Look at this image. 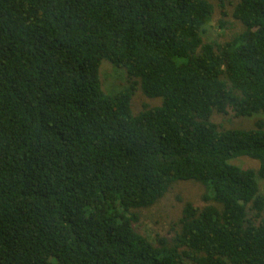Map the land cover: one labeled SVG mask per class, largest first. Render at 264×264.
<instances>
[{
  "label": "trees",
  "instance_id": "16d2710c",
  "mask_svg": "<svg viewBox=\"0 0 264 264\" xmlns=\"http://www.w3.org/2000/svg\"><path fill=\"white\" fill-rule=\"evenodd\" d=\"M219 1L245 28L225 43L213 0H0V264H264V121L212 122L264 115V0ZM140 89L162 105L135 115ZM179 182L214 204L153 243L134 212Z\"/></svg>",
  "mask_w": 264,
  "mask_h": 264
},
{
  "label": "rangeland",
  "instance_id": "374dc122",
  "mask_svg": "<svg viewBox=\"0 0 264 264\" xmlns=\"http://www.w3.org/2000/svg\"><path fill=\"white\" fill-rule=\"evenodd\" d=\"M213 5L214 15L212 21L205 29L204 42L225 43L245 31L244 26L233 16L234 5L231 3L222 5L219 0H213ZM100 77L103 89L108 94L118 93L129 86L126 72L108 61H103ZM135 92L132 102V111L135 115L142 112L145 108L151 109L162 105L163 100L160 98H148L141 89L135 90ZM212 117V122L224 130H248L254 128L257 121H264V115L238 118L233 112L225 115L215 112ZM231 163L243 169L257 170L259 168V163L248 157L234 159ZM261 192L264 193V182L261 183ZM208 194L206 187L200 183H176L155 206L134 212L137 218L134 227L153 243H156L158 237L171 238L174 235L173 229H179L178 221L185 204L190 202L200 207L214 204L205 199Z\"/></svg>",
  "mask_w": 264,
  "mask_h": 264
}]
</instances>
